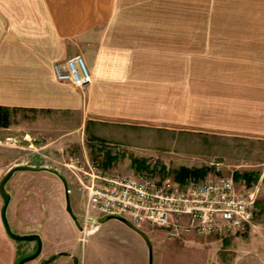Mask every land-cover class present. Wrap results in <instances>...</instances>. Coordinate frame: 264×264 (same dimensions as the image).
I'll use <instances>...</instances> for the list:
<instances>
[{
	"label": "crops",
	"instance_id": "1",
	"mask_svg": "<svg viewBox=\"0 0 264 264\" xmlns=\"http://www.w3.org/2000/svg\"><path fill=\"white\" fill-rule=\"evenodd\" d=\"M76 55L93 75L85 94L53 70ZM0 107L70 126L59 134L40 125L39 135L55 136L41 150L78 142L87 154L85 136L144 147L157 132L264 138V0H0ZM8 154L0 264H17L23 250L2 217ZM22 178L6 186L8 222L16 234H38L41 209L20 192Z\"/></svg>",
	"mask_w": 264,
	"mask_h": 264
},
{
	"label": "rangeland",
	"instance_id": "2",
	"mask_svg": "<svg viewBox=\"0 0 264 264\" xmlns=\"http://www.w3.org/2000/svg\"><path fill=\"white\" fill-rule=\"evenodd\" d=\"M11 120L9 130L0 129V153L11 151L7 160L14 164L12 168L49 167L58 170L69 183L71 205L74 213L80 216L84 214L86 196L79 191L73 174L63 165L75 155L102 163L111 174L131 176L137 173L134 160L140 159L149 167L145 172L157 180L168 178L173 181V172L182 167L209 168V173L201 180L210 176H228L236 181V173L246 172L259 176L249 188L236 181L238 189L257 191V210L249 232L225 239L190 235L185 241H176L169 239L164 230L144 227L152 241L150 251L138 234L118 221L104 222L88 235L80 232L66 212L62 182L49 173L21 171L16 177L24 178L17 180V186L28 198L36 199L42 217L36 226L43 241L42 255L29 264H40L62 252L78 259L79 264H264V138L157 132L149 146L132 148L111 142L104 146L85 136L86 154L78 142L57 143L46 150L37 147L38 143H48L55 138L53 135H39L40 125L52 126L59 134L70 128H59L65 121L57 115L20 111L14 113ZM56 129L52 130L53 133L57 132ZM75 136L76 141L82 137ZM108 157H114L116 161L109 164ZM83 226L86 228V224ZM87 226L91 228L92 225ZM20 244L23 250L21 259L34 254L36 242ZM51 264H72V261L60 256Z\"/></svg>",
	"mask_w": 264,
	"mask_h": 264
},
{
	"label": "built area",
	"instance_id": "3",
	"mask_svg": "<svg viewBox=\"0 0 264 264\" xmlns=\"http://www.w3.org/2000/svg\"><path fill=\"white\" fill-rule=\"evenodd\" d=\"M53 70L58 81L70 83L84 94L93 83L81 55L54 63ZM63 165L86 196L87 218L120 216L141 229L164 230L176 241H185L190 235L230 238L246 234L253 225L257 191L238 189L233 177L210 176L181 187L145 171L133 176L111 174L87 156L69 157Z\"/></svg>",
	"mask_w": 264,
	"mask_h": 264
},
{
	"label": "water",
	"instance_id": "4",
	"mask_svg": "<svg viewBox=\"0 0 264 264\" xmlns=\"http://www.w3.org/2000/svg\"><path fill=\"white\" fill-rule=\"evenodd\" d=\"M21 171H29V172H37V173H40V172L49 173V174L56 176L62 182L63 187H64V191H65L66 212L71 217L72 221L74 222V224L76 225V227L79 229L80 232L85 231V227L82 225V222H84L85 224L92 225L93 230H95V229H97L99 224H102L104 222L111 221V220H116V221H119L120 223L124 224L130 230L137 233L145 241L147 247L151 251L152 241H151L148 233L145 230L133 225L131 222H129L128 220H126L123 217L107 216V217H104L102 219H98V218H87L84 215L83 216L76 215L74 213L72 205H71L69 183H68L67 179L58 170L51 169L49 167L30 168V167L18 166V167L12 168L7 173V175L5 176V178L3 179L2 184H1V194H2V197L4 200L2 217H3V221L5 224L6 230L8 232V235L13 240L18 241V242H36L37 243L36 252L30 256H26V257L22 258L18 264H29V263H32V262L38 260L40 258V256L42 255V251H43V241H42V237L39 234H26V235L16 234L12 231V229L9 225V222H8L7 211H8L10 202L12 200V196L8 193L6 186L9 183V181L11 180V178L14 176V174L17 172H21ZM68 255L69 254L66 252L58 253V254L54 255L52 258L47 259L40 264H51L58 257L68 256ZM151 262H152V260H150V263ZM75 264H77L76 258H75Z\"/></svg>",
	"mask_w": 264,
	"mask_h": 264
},
{
	"label": "trees",
	"instance_id": "5",
	"mask_svg": "<svg viewBox=\"0 0 264 264\" xmlns=\"http://www.w3.org/2000/svg\"><path fill=\"white\" fill-rule=\"evenodd\" d=\"M16 112H20V110L6 108V107H0V128H8L9 126H11L12 125L11 117H13V114ZM101 143H103V142H101ZM103 145H104V143H103ZM102 147L103 146L101 145L100 149ZM107 160H108L109 164L116 161V159L114 157H108ZM134 164L136 166L137 172H144V171L149 170V167L146 166V164L140 159L134 160ZM209 171H210L209 168L191 169V168H187V167H182L179 170H176L173 172V175H174L173 181L176 185L183 187V186L187 185L192 180H195V181L201 180L202 178H204L209 173ZM235 179H236V181L243 182V184L247 188H249L252 184H255L258 181L259 176L256 173H250V172L236 173ZM20 259H19V261H20ZM19 261H18V263H19Z\"/></svg>",
	"mask_w": 264,
	"mask_h": 264
},
{
	"label": "flooded vegetation",
	"instance_id": "6",
	"mask_svg": "<svg viewBox=\"0 0 264 264\" xmlns=\"http://www.w3.org/2000/svg\"><path fill=\"white\" fill-rule=\"evenodd\" d=\"M84 215V214H83ZM82 225H85V223L84 222H82ZM36 250H37V243H36ZM36 250H35V252H36ZM34 252V253H35ZM65 258H67V259H71V261H72V264H75V258H71L70 256H65ZM77 264H79V260L77 259Z\"/></svg>",
	"mask_w": 264,
	"mask_h": 264
}]
</instances>
